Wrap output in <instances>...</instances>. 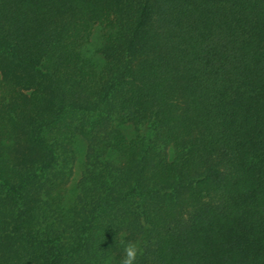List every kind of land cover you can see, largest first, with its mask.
<instances>
[{"label":"trees","instance_id":"trees-1","mask_svg":"<svg viewBox=\"0 0 264 264\" xmlns=\"http://www.w3.org/2000/svg\"><path fill=\"white\" fill-rule=\"evenodd\" d=\"M128 243L264 264V0H0V264Z\"/></svg>","mask_w":264,"mask_h":264},{"label":"clouds","instance_id":"clouds-1","mask_svg":"<svg viewBox=\"0 0 264 264\" xmlns=\"http://www.w3.org/2000/svg\"><path fill=\"white\" fill-rule=\"evenodd\" d=\"M137 253V247L133 243H128L124 247V255L119 264H133Z\"/></svg>","mask_w":264,"mask_h":264},{"label":"rangeland","instance_id":"rangeland-1","mask_svg":"<svg viewBox=\"0 0 264 264\" xmlns=\"http://www.w3.org/2000/svg\"><path fill=\"white\" fill-rule=\"evenodd\" d=\"M100 32V29L99 27H94L93 29V33H92V36H91V42L94 44L95 42H97L98 40V34ZM83 148V147H82ZM78 173H79V164L76 163L75 167H74V173H73V176H72V179H71V182L74 181L77 176H78Z\"/></svg>","mask_w":264,"mask_h":264}]
</instances>
